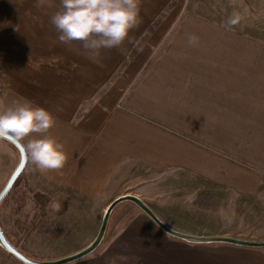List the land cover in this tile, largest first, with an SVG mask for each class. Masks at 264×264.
<instances>
[{"label": "crops", "instance_id": "0c3cea01", "mask_svg": "<svg viewBox=\"0 0 264 264\" xmlns=\"http://www.w3.org/2000/svg\"><path fill=\"white\" fill-rule=\"evenodd\" d=\"M13 6L16 19L0 42V107L24 98L51 111L56 123L44 135L67 153L62 168L48 171L27 155L18 188L42 193L50 186L106 208L131 194L164 220L165 211L186 204L181 182L192 174L209 182L217 215L222 191L234 195L223 202L226 208L236 209L240 199L264 204V0H140V22L118 48L101 51L99 64L87 58L81 42L57 40L50 17L59 0ZM233 14L239 20L228 25ZM190 35L197 43H188ZM0 147V176H10L19 152L1 138ZM15 200L8 213L19 225L10 229V223L6 232L22 240L29 204L16 210ZM35 204L43 207L40 200ZM120 205L138 214L99 253L71 264H264V248L171 249L133 203ZM227 213L230 227L212 224L210 235L264 241L260 209L258 219L245 224ZM201 220L202 234L208 225ZM0 264L22 263L0 252Z\"/></svg>", "mask_w": 264, "mask_h": 264}, {"label": "rangeland", "instance_id": "374dc122", "mask_svg": "<svg viewBox=\"0 0 264 264\" xmlns=\"http://www.w3.org/2000/svg\"><path fill=\"white\" fill-rule=\"evenodd\" d=\"M14 3H17V0H0V42H3L5 38L9 37V23H11L12 20L15 21L16 19L15 16L17 13H15V11L17 12L18 8L16 6H13ZM0 162H2V160H0ZM2 177L4 178V180L7 177L9 178L8 175L0 176V178ZM181 178H183V176ZM181 183V186H183L182 190L184 191L185 195L184 198H182V201H185L186 204H184L182 206L183 208L179 209V211L173 213L172 211L168 210V212L165 211V214H162L164 217L163 221L168 226L178 231L195 236H209V233L212 230V224L217 225L218 227L222 226L224 228L229 225L228 223L231 220L230 217H228L227 209L230 210V213L232 215L231 219H234V221L241 220L240 222L242 224H245V222L249 221H256L259 217V215H256L258 214L259 209L262 213H264V204H261V207L258 205V203L256 205H250V203L243 202L241 199L238 200L239 198H235L236 200H238L236 203L238 204L236 209L233 210L232 207L226 208L227 203H224L225 205H223V202H226L228 199L230 200L231 196L234 197V195L231 194L232 192L230 193V191H222L220 192V198L222 196V200H219L222 207L220 206V213L219 215H217V211L212 212V191L208 181L203 180L200 177L199 179H197L194 175L191 174L186 176L184 183ZM4 186L2 183L0 184V192L4 188ZM44 191L46 192H42L43 195L39 194L40 197H38L42 198L43 201L46 202V210H51L54 214H58L60 216L61 222L63 223L61 225L68 226L69 233H67V231H64L63 233L59 232L56 234H43V231L36 232V230H39V228H31L27 232V241L29 240V243L27 244L28 248L31 251H36V253L46 257V260H51L72 254L91 243L99 231L101 221L106 209L102 201H88L82 196H78L74 193L50 186L45 187ZM36 192L37 194L40 193L38 191ZM171 193L172 194L170 196L175 195L173 192ZM199 206H202V208ZM129 207L118 205V207L112 213L109 220V223L111 224V231H109L106 241L103 244L104 247L108 245L112 237L124 227V225L132 216L138 214L133 211V208ZM13 210V201L11 197L8 199L6 197L0 208V220L4 223L3 227L5 228V231H7L6 229H8L10 223L12 224V226L9 227L10 229L13 228V225L14 227L16 225H19V221L15 223L14 217L10 219V214L8 212L13 213ZM234 211L236 212L234 213ZM33 217L34 215L32 216V218ZM51 219L52 218H50V220ZM201 219H204L202 223L203 226L208 225L207 229L205 230L206 232L202 234L200 226V222L202 221ZM71 221H75L77 223L76 229H72L70 227ZM241 223H236V225L241 226ZM6 233L7 232H5V234ZM162 235L166 239L171 241L170 243H168V246L171 249H175L176 251H178L179 249H186L187 253H195L196 251L206 252L214 251L212 249L216 246H219L213 244L194 245L173 238L166 233ZM8 238L13 244H19L21 241L16 238L12 239L10 238V236ZM101 247L102 244L93 254L89 256L99 253L100 251L98 250ZM2 250L3 249L0 248V252L2 255H5V253L9 254L6 251ZM208 253L209 252L205 253L204 255H209L210 253Z\"/></svg>", "mask_w": 264, "mask_h": 264}, {"label": "clouds", "instance_id": "9594fccd", "mask_svg": "<svg viewBox=\"0 0 264 264\" xmlns=\"http://www.w3.org/2000/svg\"><path fill=\"white\" fill-rule=\"evenodd\" d=\"M37 3L44 5L49 0ZM59 3L60 8L50 17L57 40L64 45L81 42L84 54L97 64L103 49L118 48L140 22V0H59ZM238 20L239 16L233 14L227 23L234 25ZM197 41L195 35L188 37L190 45ZM55 123L51 111L28 99L0 107V137L18 145L31 137L21 146L41 171L60 169L67 159L63 144L54 136L44 135Z\"/></svg>", "mask_w": 264, "mask_h": 264}, {"label": "water", "instance_id": "95a60500", "mask_svg": "<svg viewBox=\"0 0 264 264\" xmlns=\"http://www.w3.org/2000/svg\"><path fill=\"white\" fill-rule=\"evenodd\" d=\"M0 138L11 143L18 150L20 155V160L17 167L9 176L4 188L0 192V208H1L3 201L9 195L15 183L17 182V180L19 179L20 175L22 174V172L26 167L27 154L24 148L21 146L22 145L21 142L20 145H18L8 138H4V137H0ZM124 202L133 203L140 211H142L152 222H154V224H156L167 235L190 244H194V245L219 244V245H231V246L256 248V249L264 248V241H254V240L226 236V235L195 236L178 231L168 226L143 200L131 194H126L111 202V204L106 208L104 212L101 225L96 237L86 247L72 254L51 260H46V259L39 260L26 256L13 245V243L10 241V239L6 236L5 232L3 231L1 224H0V248L6 251L7 253H9L10 255H12L22 264H71L77 262L93 254L101 246V244L104 241L112 213L118 207V205Z\"/></svg>", "mask_w": 264, "mask_h": 264}, {"label": "trees", "instance_id": "16d2710c", "mask_svg": "<svg viewBox=\"0 0 264 264\" xmlns=\"http://www.w3.org/2000/svg\"><path fill=\"white\" fill-rule=\"evenodd\" d=\"M159 21L160 20L156 21L152 25V27L150 28V31H152L158 25ZM17 182H18V180H17ZM17 182L15 183L16 186L14 185L13 189L11 190L9 195L7 196V199L11 197V199L17 200V201L15 200L17 202L16 207H15L16 210H20V209L23 210L25 205L29 204L28 210L23 211L24 213H26L28 215L29 221L27 222L26 228H24V230L21 234L22 236L25 233V230L28 231L31 228H35V227L39 228V231H43L44 233L56 234L59 232L63 233L64 231H67V233H69L68 226L61 225L63 223L61 222L60 216L58 214H54L51 210H46V205H45L46 202H44L42 198H39L40 197L39 194L43 195V193L37 194V192L31 188H27V189H25L23 187L18 188ZM34 193H36V194H34ZM39 200L43 204V207L36 206L35 203H38ZM30 213H31V215H30ZM38 214L39 215L41 214V216L39 219H37V222H35V217ZM33 215H34V217L32 218ZM50 218H52V219L50 220ZM0 223H1V227H2L3 231L6 232L3 228V222L1 220H0ZM34 223H35V225H34ZM57 223H58V225H57ZM70 227L72 229H76L77 223L75 221H71ZM108 228H109V226H108ZM6 236L9 237V235L7 233H6ZM105 237L107 238V236H105ZM106 238L104 239L103 242L106 241ZM28 243H29V240L27 241V237L24 236V238H22V240L19 243L20 245L19 244H13V245L16 248H18L20 250V252H22L26 256H29V257H32L35 259H39V260L46 259V257H44L38 253L32 252L28 248V245H27ZM103 244L104 243H102V247H104ZM213 245H219V244H213ZM102 247H101V249H102Z\"/></svg>", "mask_w": 264, "mask_h": 264}, {"label": "flooded vegetation", "instance_id": "af4514ba", "mask_svg": "<svg viewBox=\"0 0 264 264\" xmlns=\"http://www.w3.org/2000/svg\"><path fill=\"white\" fill-rule=\"evenodd\" d=\"M157 226V225H156ZM163 232V231H162Z\"/></svg>", "mask_w": 264, "mask_h": 264}]
</instances>
